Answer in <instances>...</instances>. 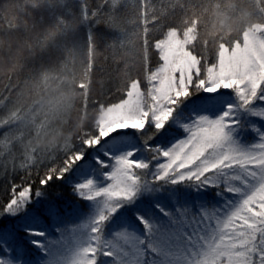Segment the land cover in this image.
Returning <instances> with one entry per match:
<instances>
[{
  "label": "snow or ice",
  "instance_id": "obj_1",
  "mask_svg": "<svg viewBox=\"0 0 264 264\" xmlns=\"http://www.w3.org/2000/svg\"><path fill=\"white\" fill-rule=\"evenodd\" d=\"M140 15L146 86L130 81L38 187L9 179L0 264H264V25L210 62L190 30L167 26L150 45ZM43 156L24 152L20 168ZM52 185L73 199L59 187L49 197Z\"/></svg>",
  "mask_w": 264,
  "mask_h": 264
},
{
  "label": "trees",
  "instance_id": "obj_2",
  "mask_svg": "<svg viewBox=\"0 0 264 264\" xmlns=\"http://www.w3.org/2000/svg\"><path fill=\"white\" fill-rule=\"evenodd\" d=\"M117 3V4H116ZM0 0V196L9 179L30 175L38 187L46 168L62 163L64 149L101 122L130 81H145L142 11L150 45L167 26L214 61L215 49L264 25V0ZM116 4L114 16L108 10ZM101 7H103L101 12ZM247 11L252 23L230 24ZM157 20L153 21L152 17ZM162 25V26H160ZM94 34V35H93ZM203 50H206L205 53ZM149 68L160 63L149 48ZM7 132L11 143L3 139ZM24 152L39 157L21 169ZM65 198L73 199L63 185ZM6 198V197H5Z\"/></svg>",
  "mask_w": 264,
  "mask_h": 264
},
{
  "label": "clouds",
  "instance_id": "obj_3",
  "mask_svg": "<svg viewBox=\"0 0 264 264\" xmlns=\"http://www.w3.org/2000/svg\"><path fill=\"white\" fill-rule=\"evenodd\" d=\"M253 21L250 18V15L247 11L241 12L237 17L232 18L229 23L235 24L236 26H247Z\"/></svg>",
  "mask_w": 264,
  "mask_h": 264
},
{
  "label": "rangeland",
  "instance_id": "obj_4",
  "mask_svg": "<svg viewBox=\"0 0 264 264\" xmlns=\"http://www.w3.org/2000/svg\"><path fill=\"white\" fill-rule=\"evenodd\" d=\"M110 110H111V109H110ZM110 110H107V111H105V112L102 114V116H101V121L106 119V117H107V115L109 114Z\"/></svg>",
  "mask_w": 264,
  "mask_h": 264
}]
</instances>
